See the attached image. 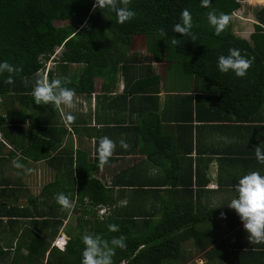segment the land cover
Listing matches in <instances>:
<instances>
[{"label": "trees", "instance_id": "obj_1", "mask_svg": "<svg viewBox=\"0 0 264 264\" xmlns=\"http://www.w3.org/2000/svg\"><path fill=\"white\" fill-rule=\"evenodd\" d=\"M94 2L0 0V62L7 60L23 68L15 76L13 84L6 83L7 73L0 74V149L5 142L18 148L23 157L38 160L48 156L47 148H53L52 140L46 138L53 133L52 118L58 114L57 108L36 105L32 97L35 81L39 79L36 73L51 55L54 65L47 72L49 81L67 78L66 87L75 92L90 91L94 75L112 80L114 74L123 69L127 56L119 53L120 48L130 45L133 35L143 36L149 56L145 58L179 63L182 73L192 74L216 90L219 101H239L241 104L238 106L244 107L243 112L249 110V104L253 109L259 106V95L264 88V5L254 11L257 23L253 24V32L246 40L231 32V21L219 36L207 21V12L213 9L217 14L222 12L230 16L238 8V0H211L210 8L201 7V0H132L130 7L136 16L123 24L116 22L114 12L94 10ZM185 8L192 15V28L189 35L181 36L174 33L172 27L180 22V13ZM55 20L62 21V24L54 25ZM160 29H164L165 34L162 35ZM173 38L180 40L178 46L171 44ZM56 48L59 51L54 54ZM230 48L239 49L246 58H254L243 78L236 77L231 71L225 74L218 70V58L228 55ZM72 62L83 64L78 76L57 75ZM149 78L153 85L159 81L157 74H150ZM26 120L35 125L43 136L36 130L24 128ZM48 134L49 137H45ZM2 156L0 264H42L43 259V264H81L84 248L81 237L85 232L107 240L121 235L126 237L127 247L116 250L114 264H162L175 259L187 238L196 240L201 234L193 227L196 217L194 220L189 215L190 173L186 177L160 180L130 179L118 175L112 185L117 188L114 198L112 188L85 174L91 168L86 163V156L81 154L79 157L84 168L81 169L82 177L78 179L77 197L86 198L85 208L81 210L85 217L76 223V234L67 239L66 250L50 247L49 239L55 236L61 221L51 217V208H39L37 205L31 208L29 202H35V199L27 197L25 202H17L19 189L12 185L11 178L2 174ZM95 163H92L94 167ZM174 163L179 164L178 161ZM121 172L124 174L125 170ZM197 183L200 181L196 176L194 184ZM143 186L168 189L144 190ZM143 191L154 200L149 208L136 202L135 193L140 195ZM97 206H104L101 214ZM65 214L66 211H62L61 216ZM109 224L118 225L119 231L110 232ZM222 246L221 241L215 243L210 251L222 249Z\"/></svg>", "mask_w": 264, "mask_h": 264}, {"label": "crops", "instance_id": "obj_2", "mask_svg": "<svg viewBox=\"0 0 264 264\" xmlns=\"http://www.w3.org/2000/svg\"><path fill=\"white\" fill-rule=\"evenodd\" d=\"M252 32L253 27L247 36L232 33L249 40ZM120 49L119 53L127 56L126 65L112 80L94 75L90 91L75 92L74 108H57L58 114L52 118L53 133L46 138L52 140L53 148H47L46 158H25L18 148L2 141L5 145L0 149L4 159L2 174L11 178L12 185L19 189L17 202L21 204L30 197L35 199L29 202L31 208L34 205L51 208V217L61 221L53 240L68 239L64 230L71 226L70 217L84 209L86 202L84 196L77 197L78 179L84 168L81 154L86 156L91 168L85 174L112 188L114 198L117 188L112 185L118 175L160 180L186 177L190 173L189 215L194 220L196 217L193 227L201 234L196 240L187 238L175 259L162 264H264V244L249 243L238 215L227 206L237 196L234 188L243 175L252 171L264 175V165L255 156L257 146L264 149V88L259 95V106L253 109L249 104V110L243 112L239 101H219L216 90L200 78L182 72L173 75L170 67L175 62L145 58L148 54L143 36L133 35L131 44ZM52 56L47 62L54 60ZM44 67L36 73L37 78H46L49 69L43 74ZM82 68V63L72 62L66 64L64 71L56 72L67 77L78 76ZM178 70L181 71L180 66ZM150 74L158 75L156 85L149 81ZM27 113L30 115L31 111ZM69 113L75 117L74 122H68ZM23 127L41 135L27 120ZM104 136L114 141L116 147L109 162L101 167L97 148ZM121 140L128 144L127 149L121 147ZM15 162L24 168H15ZM196 176L200 181L197 185ZM142 189L168 188L143 186ZM57 193L69 195L71 209L64 210L55 202ZM140 195L135 193L136 202L149 208L154 200L145 191ZM62 211H66L64 217ZM221 212L225 218L220 217ZM220 241L222 249L210 251Z\"/></svg>", "mask_w": 264, "mask_h": 264}, {"label": "clouds", "instance_id": "obj_3", "mask_svg": "<svg viewBox=\"0 0 264 264\" xmlns=\"http://www.w3.org/2000/svg\"><path fill=\"white\" fill-rule=\"evenodd\" d=\"M131 4L132 0H95L93 9H107L110 12H114L116 22L123 24L136 16V12L130 7ZM210 5L211 0H201V7L210 8ZM230 19L228 14L222 12L217 14L215 9L207 12V21L217 36L227 30ZM191 28L192 15L185 8L180 13V22L173 25L172 31L181 34V36H187L190 34ZM160 33L162 35L165 34L164 29H160ZM179 43L180 40L177 38L171 40V44L174 46H178ZM253 62L254 58H246L239 49L230 48L228 55H221L218 58L217 67L221 73L226 74L231 71L236 77L243 78ZM22 71V66H14L7 60L0 62V74H8L6 77V83L8 84H13L15 76ZM68 82L67 78H56L51 81L47 78L36 80L32 90L34 103L43 106L52 105L56 108L64 107L69 110L74 108L76 93L74 89L65 86ZM67 120L68 122H74L75 117L69 113ZM120 145L124 149L128 148V144L124 140L120 141ZM115 147V142L107 136L99 139L97 155L101 167L109 162ZM255 156L257 161L264 165V149L257 146L255 148ZM14 167L23 169L24 165L15 162ZM234 190L237 196L227 203L228 208L234 210L238 215L243 229L247 233L249 243L253 245L264 244V175H261L258 171L249 172L238 180ZM54 199L64 210L71 209L73 206L69 195L65 193H57ZM220 217L225 218V214L221 212ZM108 230L110 232H118L119 226L109 224ZM81 240L84 245L81 264H114L113 257L116 250H124L127 247L126 237L123 235L107 240L100 235L85 232ZM54 241L55 239L52 241L51 246L61 251L66 250L67 239L60 240L59 246H56L53 243Z\"/></svg>", "mask_w": 264, "mask_h": 264}, {"label": "rangeland", "instance_id": "obj_4", "mask_svg": "<svg viewBox=\"0 0 264 264\" xmlns=\"http://www.w3.org/2000/svg\"><path fill=\"white\" fill-rule=\"evenodd\" d=\"M258 1L259 0H238V2H239L238 8H236L235 10H233L230 13L231 32L241 33V35L247 36V33H249V31L252 30L253 24L255 23L253 13L259 7H261V5L263 4V2L259 3ZM53 23L56 26H60L62 24V21L55 20ZM140 42H141V40H140ZM57 50H59V48H56L54 50V53H58ZM178 64L179 63H177V62L171 63L172 67H170V70L172 71L173 75H176L177 73H181V71L178 70V67H179ZM53 65H54V61L50 60V61L46 62L44 70H43V74L46 71V69L53 68ZM183 74H185V73H183ZM187 75H191V74H187ZM84 217L85 216H83L81 211L75 213L74 215H71V217H70L71 226L69 229L66 227L67 229L65 228V230H64L67 238L74 237V235L76 234V231H77L75 228L76 227L75 225H76V223H78V220H80ZM52 240H53V238L49 239V241H52ZM62 240H64V239H62ZM59 241L60 240H58V242ZM45 256H46V254L44 255V258H45ZM37 262L40 263L39 261H37ZM43 262H44V259L42 260V264H43Z\"/></svg>", "mask_w": 264, "mask_h": 264}, {"label": "built area", "instance_id": "obj_5", "mask_svg": "<svg viewBox=\"0 0 264 264\" xmlns=\"http://www.w3.org/2000/svg\"><path fill=\"white\" fill-rule=\"evenodd\" d=\"M94 3H95V2H94ZM102 211H103V210L100 209V210L98 211L99 214H101ZM58 240H59V238L55 239V241L53 242L56 246H59V245H58Z\"/></svg>", "mask_w": 264, "mask_h": 264}, {"label": "snow or ice", "instance_id": "obj_6", "mask_svg": "<svg viewBox=\"0 0 264 264\" xmlns=\"http://www.w3.org/2000/svg\"><path fill=\"white\" fill-rule=\"evenodd\" d=\"M61 242L59 241L58 244H60Z\"/></svg>", "mask_w": 264, "mask_h": 264}]
</instances>
